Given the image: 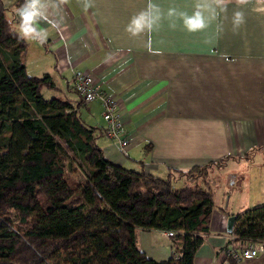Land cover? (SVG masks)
<instances>
[{"label":"crops","instance_id":"1","mask_svg":"<svg viewBox=\"0 0 264 264\" xmlns=\"http://www.w3.org/2000/svg\"><path fill=\"white\" fill-rule=\"evenodd\" d=\"M146 2L95 0L85 11L80 0H67L61 12L65 29H50L47 43L27 41L28 48L33 44L36 58L55 56L53 67H37L45 73L54 69L58 96L73 105L82 101L73 83L78 70L92 73L101 90L117 98L129 140L125 150L104 134L100 99L79 107L86 123L102 128L97 142L115 163L166 178L173 170L227 158L222 168L211 169L223 185L214 191L210 232L194 264H264V252L243 261L226 253L235 237L227 231L228 217L264 204V16L248 11L236 32L224 20L219 33L215 25L197 34L182 26L170 30L165 21L151 34L149 51L148 36L125 32ZM158 2L164 9L187 8L192 0ZM138 241L155 260L173 255L165 230L140 229Z\"/></svg>","mask_w":264,"mask_h":264},{"label":"trees","instance_id":"2","mask_svg":"<svg viewBox=\"0 0 264 264\" xmlns=\"http://www.w3.org/2000/svg\"><path fill=\"white\" fill-rule=\"evenodd\" d=\"M22 3L0 0V264H194L215 209L211 169L227 158L166 178L109 159L82 101L46 98L51 74L28 73L12 27ZM73 159L84 182L71 181ZM236 216L237 242L262 244L264 204ZM140 229L175 231L172 257H149Z\"/></svg>","mask_w":264,"mask_h":264},{"label":"clouds","instance_id":"3","mask_svg":"<svg viewBox=\"0 0 264 264\" xmlns=\"http://www.w3.org/2000/svg\"><path fill=\"white\" fill-rule=\"evenodd\" d=\"M66 3L67 0H23L15 9L19 22L12 25L18 38L38 45L47 43L50 29L59 32L66 27L61 15ZM80 3L87 11L94 7L95 0H80ZM248 11L264 16V0H192L190 7L172 4L167 9L162 8L158 0H147L146 6L131 16L125 32L133 38L148 36L147 47L151 51V34L165 21L170 30L182 26L188 33L197 34L206 32L213 25L217 33L222 32L223 21L230 20L232 30L236 32L246 24ZM260 251L264 252V246H260ZM251 258L249 255L248 259Z\"/></svg>","mask_w":264,"mask_h":264},{"label":"built area","instance_id":"4","mask_svg":"<svg viewBox=\"0 0 264 264\" xmlns=\"http://www.w3.org/2000/svg\"><path fill=\"white\" fill-rule=\"evenodd\" d=\"M73 83L84 105L89 104L95 99L101 100L104 108L103 117L106 122L104 134L108 138L116 140L121 149L125 150L126 146L129 144V140L123 134L124 122L118 110L119 103L117 98L101 90L100 85L96 82L92 73L86 70L76 71L74 73ZM166 232L170 237L175 234L173 230H168ZM260 246H263V244L249 242L245 245H241L237 242L236 237H233L226 253L227 256L232 257L236 261L252 260L262 253V251H260ZM253 253H255V255H252ZM249 255L252 256L251 259H248Z\"/></svg>","mask_w":264,"mask_h":264},{"label":"rangeland","instance_id":"5","mask_svg":"<svg viewBox=\"0 0 264 264\" xmlns=\"http://www.w3.org/2000/svg\"><path fill=\"white\" fill-rule=\"evenodd\" d=\"M28 46H29V44H28ZM36 55H37V49L34 48L33 44H30V48H28L27 54H25L24 62H25V60L27 61V64H28V70L27 71L30 75L43 76L45 74V72L40 70L41 68L37 67V64L38 65L45 64L46 66L53 67L55 56L50 52L47 53L46 56L40 57V58H36L35 57ZM37 61L40 63H36ZM50 74H51L53 80H54V78L55 79L57 78L56 72H54V69L51 71ZM43 94L46 98H52V97H55L56 95H60V92L58 89L45 88L43 90ZM103 112H104V108H103ZM135 167H137V166H135ZM70 173H71V181H83L84 182L86 180V176L88 175V171L82 165H80V162H78L74 159L71 160ZM219 176L220 175H219L218 171H216V173H214V174H211V181H212L211 185H212V188L215 192L218 191L220 189V187L223 185L221 183V179ZM221 178H222V175H221Z\"/></svg>","mask_w":264,"mask_h":264},{"label":"water","instance_id":"6","mask_svg":"<svg viewBox=\"0 0 264 264\" xmlns=\"http://www.w3.org/2000/svg\"><path fill=\"white\" fill-rule=\"evenodd\" d=\"M237 216L236 215H231L228 217V221H227V231L232 233L234 230V224L236 221Z\"/></svg>","mask_w":264,"mask_h":264}]
</instances>
